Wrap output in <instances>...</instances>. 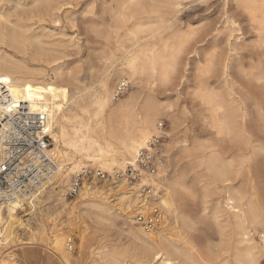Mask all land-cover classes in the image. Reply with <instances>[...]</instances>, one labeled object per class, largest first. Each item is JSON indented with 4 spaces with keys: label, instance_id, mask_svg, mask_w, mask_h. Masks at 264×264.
Returning <instances> with one entry per match:
<instances>
[{
    "label": "bare ground",
    "instance_id": "obj_1",
    "mask_svg": "<svg viewBox=\"0 0 264 264\" xmlns=\"http://www.w3.org/2000/svg\"><path fill=\"white\" fill-rule=\"evenodd\" d=\"M184 1L186 0H119L117 8L111 10L116 23L123 25L127 20L137 18L136 11L144 16L128 31L130 40L134 41V48L130 50L121 41L119 25L110 27L104 38L108 44L115 46L116 51L123 53V67L113 71L114 66H104L106 68L99 71L94 87L86 86L84 89L72 72L67 75L72 86L63 85L61 81L59 83L63 76L59 61L63 58L56 55L55 50L46 49L39 37L30 36L22 19L14 21L13 11L0 12V84L7 86L11 93L13 101L10 107L24 103L30 112L43 117L46 133L44 146L59 168L56 175L30 198L18 199L9 204L0 202V264L11 263L12 255H5L1 249L16 235V227L26 226L23 218L32 215L26 213L27 210L36 211L42 193L53 184L54 179L61 186L70 174L88 164L106 172L125 170L127 165L133 163L137 152L157 132L160 123L158 120L167 114L174 115L175 105L161 103L155 89L159 85L169 86L178 79L182 56L195 32L190 29L187 33L176 35L174 31L172 36L162 38L163 33L172 30L180 21L179 14ZM37 2L49 5L51 0ZM234 2L237 10H242L247 15L246 21L250 30L258 37L257 44L264 55V0ZM148 3L158 4L168 12L148 9ZM16 6L19 9L21 5ZM147 15L149 19H146ZM152 15H156V20L151 18ZM228 23L226 30L235 38V42L233 44L227 41V46L229 52L234 54L218 59V46L214 44L210 48L207 65L201 67L200 58L197 61L200 72L202 70L204 74L215 72L218 61L222 74L226 77L219 87L202 81V77L195 91L203 107V121L213 132L216 144L210 141L211 144L191 148L188 141H185L174 152L172 159L175 168L184 159H190V164L194 167L204 168V173H195V182L199 183L204 177L209 180L205 191L203 190L204 199L209 195H226L223 205L216 204L211 213V219L219 230L224 227L233 229L228 247L222 254L226 256L222 259L220 256L214 258L210 254L197 252V248L187 242L179 244L184 238L185 230L189 229L190 219L186 213L187 208H177L176 196L180 192H188L192 194L191 197L199 199L193 186L186 185L184 177L177 180L165 179V184H169L163 197L166 219L157 231L150 234H146L134 223L136 201L129 184L107 183L109 189L100 193L101 190L98 192L95 181H92L82 189L78 203L69 207L71 217L67 227L54 226L50 250L61 264H76L74 256L66 249L67 233H78L79 253L87 254L90 234L86 218L98 224L119 221L127 234L128 243L111 246V249L107 245L94 254L101 264H261L264 260V242H256L251 236L252 230H264L263 178L260 170L257 169V173L254 171L252 164L254 158L264 155V109L257 103L254 104V112L250 111L244 98L239 101L240 96L235 98L237 94L227 89L228 77H231L234 66L237 65L240 73H245L237 58L238 53H235L238 40L243 36L242 22L238 17L230 16ZM116 57L117 54L112 51L107 60L114 63V59L118 60ZM36 63L50 67L52 76ZM263 65V61H260L257 67L259 73L254 74L252 71L245 73V77L250 83L255 81L264 89ZM122 79L139 89L125 100L115 103L112 83L117 80L121 82ZM254 118L256 122L253 124ZM225 138L236 147L235 158L224 157L220 143ZM1 156L0 143V159ZM178 158L180 160L177 161ZM258 179H261V183ZM236 180H244V184L235 188ZM110 194L114 199L111 200ZM58 200L64 208V195ZM206 200L201 203L206 205ZM204 208L206 212L207 208Z\"/></svg>",
    "mask_w": 264,
    "mask_h": 264
},
{
    "label": "rangeland",
    "instance_id": "obj_2",
    "mask_svg": "<svg viewBox=\"0 0 264 264\" xmlns=\"http://www.w3.org/2000/svg\"><path fill=\"white\" fill-rule=\"evenodd\" d=\"M118 2L119 0H51V3L47 5L37 2V0H1L0 12L13 11V14H15L14 21L18 18L22 19L30 36L39 37L46 49L55 50L56 55L63 58L59 61L62 64L60 71L63 75V79H59V83L61 81L63 85L72 86V81L67 77L68 73L72 72L81 82L80 87L84 89L86 86L94 87L100 70L109 66H114L113 71L123 67V53L116 51L115 46L108 44L104 38L108 35L110 27L119 25L118 33L122 39L121 41L130 50L134 48L132 46L134 41L130 40L128 31L144 16L139 15V12L136 11L137 18L127 20V24L116 23L111 10L117 8ZM16 3L21 5L19 9H17ZM148 9H157L160 13L168 12V10L161 8L155 3H148ZM230 16L238 17L244 28L243 36L241 40H238L237 51H235V53H238L237 58L242 63L246 74L252 71L255 72L254 74H258L259 70L257 67L260 61L264 63L263 50L257 44L258 37L249 28V23L246 21L247 15L242 10H237L234 0H186L179 14L180 21L176 25L177 27L175 26L172 30L163 33L162 38L172 36L174 31L177 35L187 33L190 29L195 30L194 35L190 38L185 54L182 56L178 79L169 86L159 85L155 89L156 96L161 103L166 105L173 103L175 105L174 115L167 114L158 120V122H162L165 125L167 132L164 148L169 159V178L177 180V178L184 177L186 185H192L199 197L196 200L188 192H180L176 196L177 208L180 210L187 208L189 211L186 209V213L190 219L189 229L185 230L184 238L181 240L182 242L179 241V244L183 245L187 242L197 248V252L204 255L210 254L214 258L220 256V259L226 256L222 254L228 247V239L233 229L224 227L219 230L211 219V213L213 206L216 204L223 205L226 195L224 193L209 195L206 198L207 200L204 199V191L209 180L204 177L199 183L195 182V173H204V168L194 167L192 163L190 164V159L182 160V164L180 163L179 167L175 168L172 159L174 152L176 153L178 147L185 141H188L191 148L203 144H216L213 132L203 121V107L200 105V99L195 91L202 77V81L208 82L214 87H219L226 77L222 74L218 61L215 72L211 71L208 74L202 73V70L200 72L197 61L200 58L201 67L207 65V61L210 59L209 51L214 44L218 46V59H225L230 53L234 54V52H229L230 50L227 46V41H231L233 44L235 42V38L233 36L232 38L226 30L229 27L228 17ZM145 17L149 19L148 15ZM151 18L156 20V15H152ZM112 51H115L117 54L116 58H118V60L114 59V63L111 60H107ZM30 63L35 64L34 62ZM36 64L45 68L52 76L50 67L43 63ZM245 73H240L237 65L234 66L231 70V77H228L227 89L237 94L234 96L235 98L240 96L239 101L244 98L250 111L253 110L254 112V104L257 103L262 105L264 109V89L260 88L258 86L259 83L255 81H252L251 84L245 77ZM187 78L189 82H187ZM118 83L119 80L113 81L112 91H115ZM129 84L130 89L119 100L114 101L115 103L125 100L139 89L137 86ZM253 112L251 113L253 114ZM255 122L254 118L252 123L254 124ZM225 139L220 143L224 157L235 158L237 154L236 147L233 146L229 139L224 141ZM254 159L252 163L254 171L257 173V169L260 170V176L263 178V184L260 185L264 187V155H259ZM178 160L180 159L178 158ZM92 167L98 168L93 165ZM74 174H70L61 186L54 179L52 185L45 186L47 189L42 193L36 206V211L27 210L26 213H32V215L23 218L26 226L24 228L16 227V235L14 234L7 246L1 249L5 255H12L10 264H61L59 258L51 251V241L54 234V226L59 228L67 227L71 217L69 215V207L78 203L80 195L77 198H69L67 196ZM94 181L98 192L101 190L100 193H103L109 189L107 183L105 184V182L98 180ZM258 182L261 183V179H258ZM234 183H236L234 187L238 188L244 184V180H236ZM168 187L169 184H165V188ZM59 195H64V203L66 204L64 208L58 200ZM112 199L114 198L111 197ZM203 200L208 201V203L206 205L202 204ZM204 207L207 208L208 214L206 213L207 211L204 212ZM85 220L90 234V244L86 255L79 253L80 239L78 233L66 234V240L68 237L75 239V251L71 254L74 256L76 264H101V261L94 256V254L99 252L100 248L109 245L108 247L111 249V246L115 245L116 247L128 243L127 234L124 232L121 222L115 220L112 223L98 224L87 218ZM261 234H264L262 229H258L257 232L251 231V236L256 242H260L258 236ZM261 264H264V260L261 261Z\"/></svg>",
    "mask_w": 264,
    "mask_h": 264
},
{
    "label": "built area",
    "instance_id": "obj_3",
    "mask_svg": "<svg viewBox=\"0 0 264 264\" xmlns=\"http://www.w3.org/2000/svg\"><path fill=\"white\" fill-rule=\"evenodd\" d=\"M130 89L126 80L119 82L114 91V101ZM12 96L7 86L0 84V202L9 204L18 199H28L58 172V166L46 152L43 117L30 112L26 104L12 106ZM167 138L165 125L160 122L157 132L141 148L133 163L125 170L106 172L84 165L73 175L67 196L77 198L87 183L94 180L118 185H130L136 205L134 223L146 234L159 229L166 219L163 206L165 179L170 170L164 148ZM264 242V234L258 236ZM68 252L75 251V239L66 240Z\"/></svg>",
    "mask_w": 264,
    "mask_h": 264
}]
</instances>
